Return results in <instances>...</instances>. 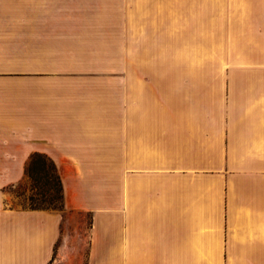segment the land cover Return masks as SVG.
Returning <instances> with one entry per match:
<instances>
[{
  "label": "crops",
  "instance_id": "crops-1",
  "mask_svg": "<svg viewBox=\"0 0 264 264\" xmlns=\"http://www.w3.org/2000/svg\"><path fill=\"white\" fill-rule=\"evenodd\" d=\"M33 154L62 211L11 205ZM70 210L86 264H264V0H0V264Z\"/></svg>",
  "mask_w": 264,
  "mask_h": 264
},
{
  "label": "rangeland",
  "instance_id": "rangeland-1",
  "mask_svg": "<svg viewBox=\"0 0 264 264\" xmlns=\"http://www.w3.org/2000/svg\"><path fill=\"white\" fill-rule=\"evenodd\" d=\"M222 59L223 56H217V61H222ZM35 177L36 181H33V179L25 176L23 182L9 189L13 195L11 205L50 207L57 211H62L64 209L63 196L61 197L54 170L50 167H39ZM65 219L61 233L64 236L66 233L72 235L71 246H68L67 254L58 258L57 248L60 240L64 238L62 237L57 243L55 255L49 264H86L89 214L83 211L70 210Z\"/></svg>",
  "mask_w": 264,
  "mask_h": 264
},
{
  "label": "trees",
  "instance_id": "trees-1",
  "mask_svg": "<svg viewBox=\"0 0 264 264\" xmlns=\"http://www.w3.org/2000/svg\"><path fill=\"white\" fill-rule=\"evenodd\" d=\"M39 167L40 168L50 167L54 170L55 176H56V181H57L58 186L60 187L61 197H62L63 195H62L61 182H60L59 176L56 172V169L54 166L51 165V163L49 161H47V159L43 155L33 154L31 156L27 166H25V168H24V175L26 177H29L30 179H33V181H36L35 175H37ZM28 207L36 208V207H40V206H28ZM43 208H50V207H43Z\"/></svg>",
  "mask_w": 264,
  "mask_h": 264
}]
</instances>
